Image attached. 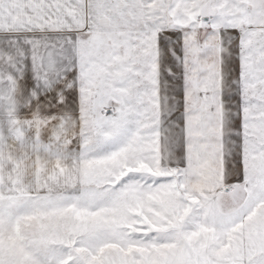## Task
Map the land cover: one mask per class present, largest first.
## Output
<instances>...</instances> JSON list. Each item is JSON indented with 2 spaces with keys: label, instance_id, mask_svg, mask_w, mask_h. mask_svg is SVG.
Listing matches in <instances>:
<instances>
[{
  "label": "snow or ice",
  "instance_id": "1",
  "mask_svg": "<svg viewBox=\"0 0 264 264\" xmlns=\"http://www.w3.org/2000/svg\"><path fill=\"white\" fill-rule=\"evenodd\" d=\"M0 264H264V0H0Z\"/></svg>",
  "mask_w": 264,
  "mask_h": 264
},
{
  "label": "crops",
  "instance_id": "2",
  "mask_svg": "<svg viewBox=\"0 0 264 264\" xmlns=\"http://www.w3.org/2000/svg\"><path fill=\"white\" fill-rule=\"evenodd\" d=\"M235 65H236V60H235V47H233V57H232V60H231V66L232 67H235ZM178 115V114H177ZM168 124L167 123H165V125H164V129H168ZM162 134H167V132H165V133H162Z\"/></svg>",
  "mask_w": 264,
  "mask_h": 264
}]
</instances>
